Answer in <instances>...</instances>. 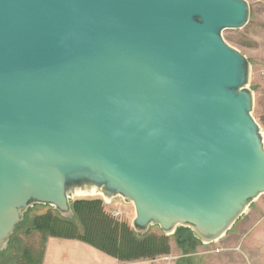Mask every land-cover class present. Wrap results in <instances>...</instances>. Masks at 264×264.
Masks as SVG:
<instances>
[{"label":"water","instance_id":"obj_1","mask_svg":"<svg viewBox=\"0 0 264 264\" xmlns=\"http://www.w3.org/2000/svg\"><path fill=\"white\" fill-rule=\"evenodd\" d=\"M246 0H0V252L27 209L72 189L130 226L220 240L264 192L248 61L222 37ZM92 196V195H87Z\"/></svg>","mask_w":264,"mask_h":264},{"label":"rangeland","instance_id":"obj_2","mask_svg":"<svg viewBox=\"0 0 264 264\" xmlns=\"http://www.w3.org/2000/svg\"><path fill=\"white\" fill-rule=\"evenodd\" d=\"M246 1L249 5L246 24L238 29L223 30L222 37L229 45L241 52L248 61L246 86L252 96L250 113L259 126L264 145V0ZM95 197L101 198L100 195L82 198ZM76 198L81 197L74 199ZM106 208L109 213L113 208L122 210L123 215L119 220L126 221L130 225L134 216V207L131 203L124 202L118 197L111 204H106ZM50 209L53 208L40 204L27 209L23 220L14 228L8 247L0 252V264H34L36 262L35 260L41 253L42 235H37L41 236L38 239L33 234L36 231L26 229L25 224H28L30 218L37 213ZM148 231L154 234L163 233L157 225H151ZM259 236L263 239L259 245L261 249L257 248L259 246H242L247 240L253 244ZM173 240L175 237L169 236L170 244H173ZM199 244H201L199 240H194L186 245L176 242L177 246H184L179 248L185 255L177 259V264H228V260L257 258V253L260 254L261 258H264V192L249 203L247 209L239 215L232 227L220 240L210 244H201L200 254L195 255L193 251Z\"/></svg>","mask_w":264,"mask_h":264},{"label":"trees","instance_id":"obj_3","mask_svg":"<svg viewBox=\"0 0 264 264\" xmlns=\"http://www.w3.org/2000/svg\"><path fill=\"white\" fill-rule=\"evenodd\" d=\"M93 189L75 191V196L93 195ZM72 218H64L50 209L30 218L26 229L47 236L75 238L121 261L153 259L169 253V236L150 231L137 234L126 221L110 216L101 198H76L71 200ZM178 244L198 240L185 227H178L173 235ZM41 243V245H42Z\"/></svg>","mask_w":264,"mask_h":264},{"label":"crops","instance_id":"obj_4","mask_svg":"<svg viewBox=\"0 0 264 264\" xmlns=\"http://www.w3.org/2000/svg\"><path fill=\"white\" fill-rule=\"evenodd\" d=\"M33 234H35V237L41 235L38 232H34ZM37 238L40 239L41 236H37ZM262 240V237L259 236L253 244L247 240L244 241L242 246H259ZM169 245L170 252L167 255L153 259L143 258L132 261H121L82 240L47 236L41 245V253L34 264H177V259L184 255L179 247L184 246H177L175 240H173V244L169 243ZM201 246V244L197 245L193 254L199 255L202 250ZM257 248L261 249V246ZM188 255L190 254L188 253ZM244 262L246 264H264V258H261L260 254L257 253V258L248 257L242 260H228L227 263L243 264Z\"/></svg>","mask_w":264,"mask_h":264},{"label":"built area","instance_id":"obj_5","mask_svg":"<svg viewBox=\"0 0 264 264\" xmlns=\"http://www.w3.org/2000/svg\"><path fill=\"white\" fill-rule=\"evenodd\" d=\"M114 200H112L110 203L108 204H111ZM104 204L106 205V203L104 202ZM123 213H122V210H120L119 208H113L111 211H110V216L119 220L121 217H122Z\"/></svg>","mask_w":264,"mask_h":264},{"label":"bare ground","instance_id":"obj_6","mask_svg":"<svg viewBox=\"0 0 264 264\" xmlns=\"http://www.w3.org/2000/svg\"><path fill=\"white\" fill-rule=\"evenodd\" d=\"M90 189H93V190H95L96 192L98 191V188H96V187H94V186H83V187H77V188H73L72 191L75 192V191L90 190Z\"/></svg>","mask_w":264,"mask_h":264}]
</instances>
